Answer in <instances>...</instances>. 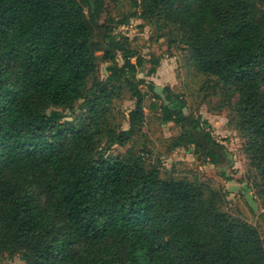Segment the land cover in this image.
<instances>
[{
    "label": "trees",
    "instance_id": "1",
    "mask_svg": "<svg viewBox=\"0 0 264 264\" xmlns=\"http://www.w3.org/2000/svg\"><path fill=\"white\" fill-rule=\"evenodd\" d=\"M0 0V257L26 264H264V238L224 209V194L187 178H166L145 150L125 146L141 130L146 85L161 60L116 36V0ZM146 24L178 44L194 69L233 104L264 200V0H129ZM121 55L122 63L118 58ZM100 61L108 77H96ZM124 89L129 127L114 114ZM166 101L180 95L163 89ZM80 104L79 120L66 111ZM162 121L182 125L173 147L201 148L200 120L161 104ZM207 125V122H204ZM206 139L214 140L206 132Z\"/></svg>",
    "mask_w": 264,
    "mask_h": 264
},
{
    "label": "rangeland",
    "instance_id": "2",
    "mask_svg": "<svg viewBox=\"0 0 264 264\" xmlns=\"http://www.w3.org/2000/svg\"><path fill=\"white\" fill-rule=\"evenodd\" d=\"M91 9L95 10L91 0ZM135 11L129 0L110 2L107 15L99 19L101 23L110 16L114 19L116 36L125 35L131 40V47L147 59L151 55L161 60L157 72L149 75L151 64L138 72L139 78H145L154 84L155 92L161 99L152 95L146 85L142 86L147 97L144 100L146 119L141 130L133 135L132 140L123 146H114L110 154H125L129 149L139 152L144 149V159L148 165L157 166L166 178H187L208 185L224 194V209L231 215L244 218L256 226L264 238V200L260 197V177L251 159L246 153V139L236 125L233 104H225L223 96L210 85L212 81L198 73L189 56L178 44L172 45L166 38H159V32L146 24L139 16L131 17L129 23L120 25L122 18ZM122 63L121 55H118ZM108 62L100 61L96 77L105 80L109 71ZM169 86L171 92L180 95L185 107H180V100L166 101L163 89ZM175 109L185 119L186 128L194 126L200 120L196 135L208 151H214L217 162L210 161L201 149L191 147H173V138L184 131L180 124L162 121L161 104ZM80 104L66 111L65 120H79L84 112ZM114 114L123 128L129 127V113L135 108V100L129 90L124 89L114 103ZM207 122V125H204ZM208 132L215 144L210 143L205 133ZM0 264H26L21 256L10 257L4 254Z\"/></svg>",
    "mask_w": 264,
    "mask_h": 264
}]
</instances>
